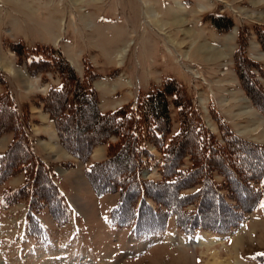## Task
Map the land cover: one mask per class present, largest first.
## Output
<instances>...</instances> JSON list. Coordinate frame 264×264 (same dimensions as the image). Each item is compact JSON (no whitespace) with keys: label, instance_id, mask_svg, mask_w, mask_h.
<instances>
[{"label":"rangeland","instance_id":"374dc122","mask_svg":"<svg viewBox=\"0 0 264 264\" xmlns=\"http://www.w3.org/2000/svg\"><path fill=\"white\" fill-rule=\"evenodd\" d=\"M143 1L0 0V158L9 153L12 163H0L6 166L0 169V264H264V0H146L166 22L182 9L195 36L192 47L178 27L168 29L169 37L182 46L169 43L144 15ZM203 42L225 56L194 50ZM39 62L45 64L34 65ZM166 82L179 89L181 102L247 187L234 192L238 187L222 170H207L200 161L198 168L229 207L228 213L205 212L206 223L188 224L198 201L187 199L176 219L145 192L131 212L126 204L125 214L117 212L123 190L96 191L114 182L112 171L87 175L120 143L93 107L101 115L137 110ZM63 86L66 95L56 93ZM173 99L167 98L166 144L180 131ZM192 121L195 127L198 119ZM142 139L141 149L152 157L141 155L139 180L164 183L162 153ZM185 139L188 154L179 169L196 171L189 152L197 160L203 153L192 136ZM93 140L84 158L65 147L83 151ZM121 155L123 161L110 165L128 168L124 148ZM205 156L210 163L218 157ZM8 168L12 173L4 175ZM49 183L57 194L50 195ZM185 184L179 191L162 188V200L172 206L178 196L203 188ZM141 199L151 211L140 214Z\"/></svg>","mask_w":264,"mask_h":264},{"label":"trees","instance_id":"16d2710c","mask_svg":"<svg viewBox=\"0 0 264 264\" xmlns=\"http://www.w3.org/2000/svg\"><path fill=\"white\" fill-rule=\"evenodd\" d=\"M43 64L45 63L39 62L34 65L38 67ZM34 65L33 67H35ZM64 87L65 86H63V91H58L56 93L66 95L67 91ZM178 90L179 89H177L175 85H173L171 82H166L161 90L152 92L150 95H148V97L140 101L137 110H130V107L127 106L122 109H119L113 114L101 115L98 113L96 107H93L95 117L99 121L113 125V130L110 133L112 135L118 136L120 138V143L114 148V151L116 152L114 153V156L110 157V159L107 160V163L92 165L88 170L87 175L91 179V177L94 176L93 173L101 168H105L107 170L110 169L112 171L113 177L110 178H113L112 181L114 182L111 185L107 186L100 185L101 188L96 187V191H98L99 193H104L111 192L115 189L116 186L118 187V189L121 188L123 192L121 194L119 206L116 209L117 212L124 213L125 211H127V206H129L128 211L131 212V209H133L134 204L138 200H140L142 193L145 192L147 197L154 200L158 204L163 205L168 210H170L172 214L176 215V219L178 214L177 210L182 209L185 204H188L186 203L187 199H191V203H195L198 201L196 219L193 222H188V224H202L203 222L206 223V221H209V218L205 219L203 217L205 215V212L215 211L216 213H218L220 210V214H223L225 212L228 213L229 207L226 203L223 204V200L219 196L216 189L212 188L213 183L207 177L209 174H205L207 175L205 178L204 173H202V171L200 170L201 168H198L199 165L202 164L200 163V161L207 165V170H209L208 165L211 167L219 168L220 171L222 170L221 173L224 174L227 181L229 183H233L235 186L238 187L235 191L232 188H230V190L232 189L234 192H239L240 190H242V188L243 190L247 188L244 187L240 182L238 183V181L240 180L234 175L233 171L230 169L227 163L228 160L220 156V152L218 151V149L213 148V137L210 133H208L206 129H204L197 115H194L192 113L193 111L190 110L186 101L184 100L181 102L184 97L181 96L180 93H177ZM70 92L73 95L75 93L73 89ZM53 93L56 94L52 91V94ZM88 95H91L92 99L95 98V94L93 92H90V94ZM170 96L174 98L172 101L173 105L179 110L180 131L173 138H171L169 143L166 144L165 137L169 134V130L167 127H169L170 124L168 111L169 103L167 101V98ZM193 119H198V123L195 127H193ZM59 122L60 121H56L57 124ZM57 127V131L60 136L61 133L59 125ZM103 131L105 132V129H103ZM187 136L193 137L194 145L198 147V150L203 153V158H199V160H197V158H195V155L189 152L190 156L192 155L191 161L194 164V167H196V171L194 169V171L182 172L179 169L178 163L181 156H183V153L188 154V147L186 146V143L188 141L185 139L187 138ZM142 137L144 138L142 139ZM141 139L145 140L147 143H150L162 153V165L159 167V174L162 177L163 181H165L164 183L140 182L139 167L142 163L141 155L146 156V158L152 157L148 153V151L141 149ZM78 141L82 142L81 140ZM95 143L96 140L88 142L86 149L83 151L79 149L74 150L68 146L65 147H67L77 157L84 158L85 155L89 153L92 147L91 145H94ZM75 147L79 148L78 145H75ZM123 148L128 154V157H126L124 161L129 162V166L128 168L126 166H122L120 169H117L115 165L110 164H118V162L123 161L124 157L121 155ZM205 152L208 156L215 154L218 157H216V159L212 163L207 162ZM9 158L10 154L6 153L0 158V163L2 164L3 161L6 162V160H8V164L11 163ZM20 161L22 162L18 164H26V161ZM1 166V170L6 167L5 164L2 167ZM199 171H201V173H199ZM261 171H264V169H262ZM11 173L12 171L8 168L6 169V173H4V175H10ZM112 173L110 174L112 175ZM262 173L263 172H260L259 174ZM102 174L105 175V173ZM202 175L203 178H205L204 180H202ZM104 177H106V175ZM44 178L47 179L46 175ZM186 181H191L193 185L201 184L203 188L194 195L187 198H182L178 196L177 198H175V204L172 206L167 200H162L164 199V197L161 196L162 192H160L162 188H173L175 191H179L181 188L186 187ZM36 184L37 181H34L35 187ZM49 184L50 185L48 190L50 191V195L51 193L57 194L54 185L51 183ZM124 204H126L127 206L124 207ZM123 207L124 209L121 212L120 210ZM138 207L140 210V214L142 213V211H151L150 207H147L146 203H144L143 200L139 203ZM217 220H219L218 217L215 218V221ZM186 221L187 219L182 224L186 223Z\"/></svg>","mask_w":264,"mask_h":264},{"label":"bare ground","instance_id":"6f19581e","mask_svg":"<svg viewBox=\"0 0 264 264\" xmlns=\"http://www.w3.org/2000/svg\"><path fill=\"white\" fill-rule=\"evenodd\" d=\"M77 2V1H76ZM142 6H143V13H144V15L146 16V18L148 19V21L150 22V24H152V25H154L156 28H157V30H158V32H160L161 33V35H163V36H166V37H168L169 38V43H171L173 46H175V47H180V46H182V43H175L174 44V41H172V39L169 37V31L170 30H168V29H171L172 27H178V28H182V30H181V33H183L184 35H185V37H188V39L190 38L192 41H190L189 43H190V45L189 46H193L194 45V37L193 38H191L192 37V33H191V31L190 30H188V28H186L185 26H187V24H188V20L187 19H183L182 17H181V15H179L180 14V12L182 11V9L181 8H179L178 10H177V12H172V14L169 16V18H168V21L166 22V21H164L163 20V17H162V15L160 16V18H159V13H155L153 10H152V8H151V6L149 5V3H148V1H143V3H142ZM179 7V6H178ZM184 9V8H183ZM182 14V13H181ZM197 14H199V13H197ZM144 16V17H145ZM168 17V16H167ZM262 18H264V17H262ZM166 20H167V18H166ZM62 24L64 25V23L62 22ZM185 27V28H184ZM168 30V31H167ZM179 30V29H178ZM177 31V30H176ZM189 39V40H190ZM170 44V45H171ZM184 44V43H183ZM186 48V47H185ZM198 48H199V50H205L206 52H207V54L208 55H210V57H211V55L214 53L215 55H213V56H215V57H217V58H221V57H224L225 55H223V54H219L218 52H216V50H212V48L210 47V48H208V46H206L205 44H204V42L203 43H198V45H196V46H194V50H198ZM182 50V49H181ZM198 50V51H199ZM127 48L125 47V48H122L121 49V51H119V53L117 54V61H118V64L120 65L121 63H122V58L126 55V53H127ZM187 53V52H186ZM214 57V58H215ZM217 60V59H216ZM5 71L8 73V74H10V75H12L13 74V71L10 69V68H7V69H5ZM175 239H172V241H174ZM181 243V242H180ZM216 264H222V263H216Z\"/></svg>","mask_w":264,"mask_h":264},{"label":"snow or ice","instance_id":"6c2138e0","mask_svg":"<svg viewBox=\"0 0 264 264\" xmlns=\"http://www.w3.org/2000/svg\"><path fill=\"white\" fill-rule=\"evenodd\" d=\"M262 207H264V205H262Z\"/></svg>","mask_w":264,"mask_h":264}]
</instances>
